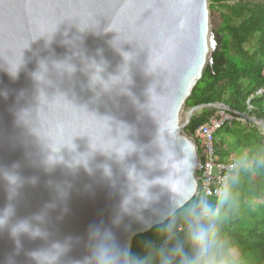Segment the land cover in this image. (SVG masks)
Listing matches in <instances>:
<instances>
[{
    "label": "water",
    "instance_id": "water-1",
    "mask_svg": "<svg viewBox=\"0 0 264 264\" xmlns=\"http://www.w3.org/2000/svg\"><path fill=\"white\" fill-rule=\"evenodd\" d=\"M217 27L209 0H0V264H37L55 244L57 264L82 261L90 227L116 217L130 249L160 226L168 187L197 180L184 128L202 109L232 113L184 114ZM240 117L264 143V122Z\"/></svg>",
    "mask_w": 264,
    "mask_h": 264
},
{
    "label": "trees",
    "instance_id": "trees-1",
    "mask_svg": "<svg viewBox=\"0 0 264 264\" xmlns=\"http://www.w3.org/2000/svg\"><path fill=\"white\" fill-rule=\"evenodd\" d=\"M227 0H210L209 11ZM220 15L215 29L217 46L212 53V65L206 68L185 103L190 109L201 105L222 104L232 112L233 120L222 124L213 134L214 157L227 161L235 151L256 148L263 143L260 130L248 122L236 120L241 115L264 122V96L247 100L264 88V5L242 0ZM215 110L202 109L192 116L184 133L193 136ZM256 176L249 177L241 189V208L226 222L233 240L254 260L264 264V188ZM135 236L131 252L143 255L146 242L162 243L158 228Z\"/></svg>",
    "mask_w": 264,
    "mask_h": 264
},
{
    "label": "clouds",
    "instance_id": "clouds-1",
    "mask_svg": "<svg viewBox=\"0 0 264 264\" xmlns=\"http://www.w3.org/2000/svg\"><path fill=\"white\" fill-rule=\"evenodd\" d=\"M251 176H256L259 187L264 188V143L235 151L219 165L208 189L195 179L183 180L177 192L160 183L168 187L171 196L156 220L162 240L159 245L146 242L143 255L133 254L127 245L116 240L112 228L119 227L122 221V217H116L111 227L102 224L90 227V255L74 264H254L250 254L233 240L225 227L229 217L240 210L241 189ZM138 196L145 201L143 207L157 199L149 197L146 190ZM129 202L128 199L122 202L125 214H130ZM136 218L145 227L151 226L152 222L142 215ZM65 251L67 245L55 244L49 250L31 255L37 264H57Z\"/></svg>",
    "mask_w": 264,
    "mask_h": 264
},
{
    "label": "built area",
    "instance_id": "built-area-1",
    "mask_svg": "<svg viewBox=\"0 0 264 264\" xmlns=\"http://www.w3.org/2000/svg\"><path fill=\"white\" fill-rule=\"evenodd\" d=\"M261 96H264V88L257 90L247 100V113L251 111L249 101L254 97ZM231 120H233L232 113L224 109H216L213 115L208 118L207 122L199 127L193 136H190L194 140L200 152V163L197 173V180L201 182L205 189L209 188V182L219 171V165L223 162H226L219 161L214 157L213 134L222 124ZM236 120L239 122H245V120L240 116L236 118Z\"/></svg>",
    "mask_w": 264,
    "mask_h": 264
},
{
    "label": "rangeland",
    "instance_id": "rangeland-1",
    "mask_svg": "<svg viewBox=\"0 0 264 264\" xmlns=\"http://www.w3.org/2000/svg\"><path fill=\"white\" fill-rule=\"evenodd\" d=\"M238 1L237 0H227L226 2L222 3L220 6L219 5H215V11H211V13L213 14L214 18L216 19L218 25L221 21L220 19V15L221 14H226L227 9H225V7H230L234 4H236ZM242 2L244 3H249V4H263L264 5V0H242ZM209 4H210V0H209ZM187 109H184V114L186 113Z\"/></svg>",
    "mask_w": 264,
    "mask_h": 264
}]
</instances>
